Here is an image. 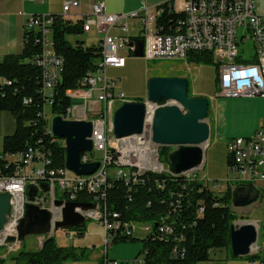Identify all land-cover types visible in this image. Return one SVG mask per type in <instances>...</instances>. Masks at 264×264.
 I'll use <instances>...</instances> for the list:
<instances>
[{
  "label": "built area",
  "instance_id": "1",
  "mask_svg": "<svg viewBox=\"0 0 264 264\" xmlns=\"http://www.w3.org/2000/svg\"><path fill=\"white\" fill-rule=\"evenodd\" d=\"M255 1L170 0L168 2L171 9L181 14L182 18L173 25L172 31L165 34H159L155 28L156 17L163 11L162 8L156 6L150 9L142 6L135 12L112 14L105 11L104 2L92 3L90 14L82 20V32H88L91 26H94L97 35L101 38L102 57L97 68L87 74L85 79L87 89L80 88L67 92L68 97H80L85 101L83 105L69 107L63 118L92 121L93 130L90 137L92 150L101 152V158L96 160L90 157L88 152H83L80 154V161L81 163L98 162L99 165L89 175H78L67 169L65 165L50 167V159L47 156L28 147L19 157L23 165L18 166L13 175L0 177V193L8 192L11 204L5 233L8 234L6 230L10 226L15 229L18 221L24 216L26 188L34 185L38 188L36 199L43 207L44 195L53 201L57 189L60 193L59 198L56 199L96 204V209L82 214L88 219L101 222L105 236V252L111 239L118 234L136 235L135 226L131 221L118 220V213L110 212L103 201L106 197V187L109 185V176L121 178L128 183L148 171L176 175L169 170V167L159 168L158 162H156L157 167H154L155 162L151 160L150 153L145 149L146 142L148 147L153 148V154L158 147L150 139L148 127L151 114H147L145 121L147 128L145 127L141 134L116 139L113 147L108 145V139L112 135L113 112L117 103L124 100V94L114 93L117 80L106 75V68L123 67L127 53L124 54L122 51L133 52V47H129V44L136 37L133 38L129 32L131 23L136 20L140 26L137 38L143 39V57L146 60H187L190 53H208L217 64V96L227 98L258 96L264 99V18L257 14ZM77 6L78 1L64 2L62 11L67 13ZM52 23L50 16L38 14L27 18L24 26L25 29L39 31L42 36L39 65L47 100L52 96V90L60 80L62 68V59L55 52L51 38ZM114 29L118 31L115 34L112 32ZM248 41L254 49L255 61L240 62L239 59ZM1 82L9 83L3 79ZM99 103H102L98 107L99 111L95 107L92 108ZM87 111L96 114V117H87ZM49 133L52 135L50 129ZM110 150L114 151L115 156H111ZM226 152L230 160L228 172L237 174L232 179H227L229 183L236 180L238 184L258 189L264 203V124L251 136L229 139ZM111 164L114 168H109ZM184 176L193 179L189 173ZM41 184L47 186V191L41 190ZM56 218H59V215ZM150 229L151 226H146L143 229L144 235ZM159 229L166 233L171 232V226L168 224L162 225ZM250 249V254L263 253V258L258 264H264V241L262 245L257 241ZM141 263L142 260L133 261V264ZM103 264H117V262L106 259Z\"/></svg>",
  "mask_w": 264,
  "mask_h": 264
},
{
  "label": "trees",
  "instance_id": "2",
  "mask_svg": "<svg viewBox=\"0 0 264 264\" xmlns=\"http://www.w3.org/2000/svg\"><path fill=\"white\" fill-rule=\"evenodd\" d=\"M163 11L156 17L155 28L159 34L172 31L173 25L182 15L171 9L169 2L157 5ZM51 37L55 52L62 59L61 76L47 100L43 89L42 70L39 61L42 54V36L34 29H24L22 50L10 53L0 60V112L10 113L15 120V130L5 135L0 151V177L14 174L23 162L19 157L28 147L43 153L50 159V167L65 165V147L61 139L50 133L46 106L51 113L65 117L66 110L71 107V98L67 92L84 88L85 79L90 71L97 68L102 57L101 40L91 45H83L82 41L71 43L64 38L68 33L82 31V23L69 25L62 21L58 14L50 15ZM188 61L198 64L213 65L216 62L208 53L193 52ZM217 84V74H215ZM161 100L159 103L163 104ZM159 156L167 160L168 147L159 146ZM111 156H115L110 150ZM230 160L227 155V165ZM109 168H114L113 164ZM103 200L110 212L118 213V220L131 221L139 219L152 222L151 229L142 241L145 257L141 264H196L209 260L214 250L230 247V226L235 215L230 208L232 193L227 190L223 194L202 185L197 178L173 176L167 172H145L137 176L135 181L126 183L123 179L109 176ZM88 199V198H87ZM90 200V199H88ZM168 224L171 232L166 233L159 228ZM124 229V226L122 225ZM82 235L81 229H73ZM134 241L137 235L131 233L118 234L111 239L116 241ZM246 256L248 259L258 257ZM87 258L85 248L78 246H58L52 236H44L39 248L34 251L20 249L2 257L0 264H63L72 260ZM8 259V262L5 260ZM103 260L97 264H103Z\"/></svg>",
  "mask_w": 264,
  "mask_h": 264
},
{
  "label": "water",
  "instance_id": "3",
  "mask_svg": "<svg viewBox=\"0 0 264 264\" xmlns=\"http://www.w3.org/2000/svg\"><path fill=\"white\" fill-rule=\"evenodd\" d=\"M129 47L133 55L143 56V39L135 38ZM164 100V104H159ZM151 114L149 133L151 141L160 147H168L167 165L176 176L196 172L204 163V147L210 142L211 124L209 100L204 96L188 95V80L182 76H157L149 78L147 98L144 101H127L115 108L112 116V135L108 145L113 147L115 140L141 134L146 126V116ZM93 123L86 119H65L53 116L50 131L56 139L64 140L65 166L78 175L93 173L99 163H81L80 153L92 149L91 135ZM42 191L47 186L41 184ZM38 188L30 185L26 188L24 216L18 221L14 234H6L5 226L11 210L10 194L0 193V245L22 243L26 236H50L54 229H81L88 219L83 212L96 209L90 202H67L53 200L52 206L58 209L59 218L54 209L43 207L36 199ZM259 195L256 188L240 185L232 194V203L236 207L253 203ZM230 247L233 257H246L250 248L257 242L258 232L250 221L230 226Z\"/></svg>",
  "mask_w": 264,
  "mask_h": 264
},
{
  "label": "crops",
  "instance_id": "4",
  "mask_svg": "<svg viewBox=\"0 0 264 264\" xmlns=\"http://www.w3.org/2000/svg\"><path fill=\"white\" fill-rule=\"evenodd\" d=\"M78 1V6L74 7L66 14H59L56 10L62 11L64 2ZM104 2L105 11L107 13H131L138 11L142 6H147L153 9L157 5L168 2L170 0H43V1H28V0H0V60L6 54L19 53L22 50L23 31L25 29V21L29 16L41 14L49 16L51 14L63 15L66 19L60 18L67 24L72 25L74 22L82 23V20L90 14V6L92 3ZM59 4V5H58ZM61 6V7H60ZM255 10L257 14L264 18V0L255 1ZM129 32L133 38H137L140 26L138 22L133 21ZM91 29V28H90ZM90 30L87 32L89 33ZM96 32V30H95ZM93 32V33H95ZM115 34L117 29L112 30ZM79 33H84L80 31ZM92 36L95 35L93 34ZM97 41H92L88 45L100 41L97 35ZM52 38V37H51ZM66 39V34L64 35ZM85 40V38H82ZM83 42V41H82ZM87 46L85 43L83 44ZM250 52L241 54L240 62L255 61V53L252 45H249ZM55 50V49H54ZM127 53L126 61L123 67L114 68L107 67L105 72L109 78L118 79L117 76L125 78V83L116 84L114 93H123L126 97H138L147 93V85L149 77L148 64L149 60L133 57V52L122 51ZM176 63H170L168 73L169 76H182L188 80V91H191V96L208 97L210 94V78L216 74L215 68L207 64L193 63L188 60H168ZM1 79V78H0ZM217 90V84H215ZM117 88V89H116ZM122 90V91H120ZM215 96H217L215 94ZM146 100V99H145ZM219 100L217 101V103ZM121 103V102H120ZM216 102L210 108L208 120L211 124L210 142L204 147L205 164L209 162L211 176H221L224 167L228 172L227 165V141L234 137H248L264 124V99L258 96L255 97H235L221 101V105ZM164 104V103H163ZM102 103H99V106ZM117 107V106H116ZM89 114V113H88ZM231 118H239L238 125H234L233 131L228 125V116ZM89 115H92L91 113ZM223 121V123H221ZM225 122V123H224ZM15 130L14 117L6 112H0V142L2 144L5 135L12 134ZM2 148V147H1ZM211 163V164H210ZM214 164V165H212ZM219 170V171H218ZM233 187V186H232ZM232 187L229 188L232 191ZM264 207V203L262 202ZM249 206V205H248ZM245 208L241 206L238 208ZM264 209V208H263ZM256 220V218H253ZM40 236H36V249L41 245ZM263 258V253H259L258 257L248 259L247 257H233L229 248L214 250L211 253L209 260L200 261L196 264H258Z\"/></svg>",
  "mask_w": 264,
  "mask_h": 264
},
{
  "label": "rangeland",
  "instance_id": "5",
  "mask_svg": "<svg viewBox=\"0 0 264 264\" xmlns=\"http://www.w3.org/2000/svg\"><path fill=\"white\" fill-rule=\"evenodd\" d=\"M56 12L59 14H62L63 11L56 10ZM63 14H66V13H63ZM34 15H38V14H34ZM61 17H62V19H66L63 15H61ZM131 20L133 21L134 19H131ZM76 23L77 22H74V24H76ZM93 32H95L94 26H91L89 33H87V32H84V33H73V32L68 33L67 32L66 33V40L71 42V43H75L76 41H83V44L85 43L86 45H88V43H90V41H92L91 40L92 37H93L94 41H97L96 39H98L96 36V32L95 33H93ZM93 34L95 35V38H94V36H92ZM82 38H85V40H82ZM249 45H250V42L248 41L247 44L244 46V53L245 54H248L250 52ZM241 46L242 45H240V48H241ZM133 57H136V56L133 55ZM137 58L140 59L143 57H137ZM170 63H176V62L168 61L165 59L149 60L147 62V64H148V75L147 76L149 78L157 77V76H169L166 73H168V70L170 69L169 68ZM208 66L212 67L213 65H208ZM116 78H118L116 81L117 85L121 84L122 82L125 83L124 77L117 76ZM210 79L211 80H208V81H210V91L211 92H210L209 96L207 97L209 100V111H210V108L213 105V103H215V102L217 103V101L219 100V102L217 104L221 105V101L223 102V101L228 99L227 97L215 96V94L217 93L216 86H215V75H213L212 78H210ZM0 81H1V79H0ZM84 88L87 89V87H84ZM120 91H122V90H120ZM188 95L191 96L190 90L188 91ZM94 98H95V96H93V99ZM146 98H147V93L143 96H138V97H129V98L125 97L124 100L141 102V101H144ZM71 101H72L71 107H74L77 105H83L85 100H84V98H80V97H77V98L72 97ZM121 103H117L116 106L118 107ZM94 107L96 108V110L99 109L98 104L92 106V108H94ZM45 111H46L47 117H49L48 123L50 124L51 118L54 116L51 113L50 106L47 105L45 108ZM88 113L90 114V112L87 111V117H90V118L96 117V114L89 115ZM227 121H228V125L230 127V130L233 131L234 125H238L240 119L239 118L233 119V118H231V114H229L228 120H226V122ZM221 123H223V121ZM61 140L64 143V140L63 139H61ZM1 147H2V144L0 142V151H1ZM149 148L151 149V151ZM158 148H159V146L157 147L155 154H153V151H152L153 148L152 147H148V146L145 147V149L148 151V153H150L151 160L155 162V165H156V162H158V163H160L159 168H168L167 160L163 161V157L159 156L160 152H159ZM88 154L90 157H92L96 160H100V158H101V152L94 151L92 149L90 151H88ZM212 165H214V164H212ZM154 167H157V165ZM210 168L215 169V167H210L209 162L207 164H205V161H204L203 166L201 168L196 170V172H192L189 174L192 175L193 178H197L201 182L202 185H205L212 190L215 189V191H220L219 194H223L225 191L229 190V188L232 186L237 187V186L242 185V184H238V182L236 180H233L232 183H229V181L227 179H232V177L236 176L237 174L234 172H229V174H228L226 167H224V171H223V174L221 176H211L212 174L210 173ZM236 187H233L232 191H230V190L229 191L233 194V191ZM59 193L60 192L57 189V193L54 194L55 199L59 198ZM41 195H43V193H41ZM44 196H45L44 197V204H43L44 207L54 209L52 206L53 201L50 200L48 196H46V195H44ZM229 203H230V208L235 215V219L233 220V223H235V224L239 223L240 224L243 221L252 222L254 224L257 232H258L257 241H258L259 245H262V243L264 241V209H263L264 207L262 205L261 196H258L257 199L253 203L249 204V206L247 205V207H245V208H243V207L238 208V207L234 206L232 203V197H231V200ZM54 211H56V209H54ZM253 218H256L257 221L253 220ZM131 223H132V225L135 226V229H136L135 234L137 235V240H134V241H130V240L116 241V242L112 243L110 246H108L106 252L104 249L105 236H104L103 226H102L101 222L96 220V219H87L86 220L85 231L82 235H77L73 229H60L59 228V229H54L50 233V236L53 237L54 242L58 246H65V247L78 246L81 248H85V250H86V253H87L86 259L78 260V261L68 260V261L63 262V264H97L98 261H100V260L104 261L105 258L109 259V260H114L115 262H117V264H133V261L143 260L145 257V253L142 251L143 245H142L141 239L144 236L143 229L146 226H150V224L152 222L139 220V219H137V220L131 219ZM35 237L36 236H34V235H28L25 237V239L22 243H19V244L15 243V244H11V245H0V255L2 257H4V256L8 257V255L10 253L11 254L16 253L21 248L24 250H28V251L36 250ZM40 240H41V244H42V241L44 240V236L41 237ZM40 246L41 245H39V247ZM9 249H10V251H8ZM229 249L231 251V247H229ZM250 252H251V249H250ZM259 253H257V254H259ZM249 255H256V253L255 254H249ZM5 262H8V259L5 260Z\"/></svg>",
  "mask_w": 264,
  "mask_h": 264
},
{
  "label": "bare ground",
  "instance_id": "6",
  "mask_svg": "<svg viewBox=\"0 0 264 264\" xmlns=\"http://www.w3.org/2000/svg\"><path fill=\"white\" fill-rule=\"evenodd\" d=\"M145 144V147L146 146H148V142H146V143H144ZM258 196H261L260 195V193H259V195ZM55 217H58V211L56 210L55 211ZM241 224V223H240ZM6 232L8 233V234H14V232H15V229H14V227L13 226H10L7 230H6ZM0 241H2V238H0ZM112 243H110L108 246H110ZM108 248V247H107ZM107 250V249H106ZM105 260H106V258H105ZM104 260V261H105ZM103 261V262H104ZM111 261H114V260H111Z\"/></svg>",
  "mask_w": 264,
  "mask_h": 264
},
{
  "label": "flooded vegetation",
  "instance_id": "7",
  "mask_svg": "<svg viewBox=\"0 0 264 264\" xmlns=\"http://www.w3.org/2000/svg\"><path fill=\"white\" fill-rule=\"evenodd\" d=\"M248 186V185H247Z\"/></svg>",
  "mask_w": 264,
  "mask_h": 264
}]
</instances>
